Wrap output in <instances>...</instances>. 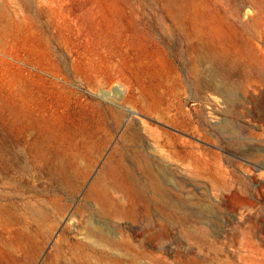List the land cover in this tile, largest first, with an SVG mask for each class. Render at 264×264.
<instances>
[{"label": "rangeland", "instance_id": "obj_1", "mask_svg": "<svg viewBox=\"0 0 264 264\" xmlns=\"http://www.w3.org/2000/svg\"><path fill=\"white\" fill-rule=\"evenodd\" d=\"M0 264H264V0H0Z\"/></svg>", "mask_w": 264, "mask_h": 264}, {"label": "bare ground", "instance_id": "obj_2", "mask_svg": "<svg viewBox=\"0 0 264 264\" xmlns=\"http://www.w3.org/2000/svg\"><path fill=\"white\" fill-rule=\"evenodd\" d=\"M169 8H170V6H169ZM177 8V7H176ZM190 9H191V7H190ZM177 10V9H176ZM192 10V9H191ZM188 11V10H187ZM181 12V11H180ZM195 12V11H194ZM198 13V12H197ZM196 17H197V15H196ZM192 19V18H191ZM197 20V19H196ZM192 21H194V20H192ZM191 24H193V22H191ZM195 24V23H194ZM200 24V23H199ZM196 27H198V26H196ZM194 28V27H193ZM193 30V29H192ZM199 30V29H198ZM194 31V30H193ZM195 31H197V30H195ZM199 32V31H198ZM197 32V33H198ZM196 39V38H195ZM192 72V71H191ZM221 84V83H220ZM217 88V87H216ZM22 129V128H21ZM23 129H25V128H23ZM53 130V129H52ZM46 131V130H45ZM50 152V151H49ZM137 157V156H136ZM139 159V158H138ZM150 160V159H149ZM133 162V161H132ZM136 162V161H135ZM133 164V163H132ZM139 165V164H138ZM149 166V165H148ZM141 167V166H140ZM105 170V169H104ZM114 171V170H113ZM139 171V170H138ZM103 173V172H102ZM107 173V172H106ZM98 175H100V174H98ZM97 175V176H98ZM104 175V174H103ZM99 178H100V176H99ZM109 178V177H108ZM96 179V178H95ZM98 179V178H97ZM102 179H104L103 177H102ZM107 180V179H106ZM109 180H111V179H109ZM102 181V180H101ZM98 182L99 181H97V184H98ZM136 182V181H135ZM102 183V182H101ZM112 183V182H111ZM114 185V184H113ZM116 187V186H115ZM121 187V186H120ZM107 188V187H106ZM101 190H102V188H101ZM100 190V191H101ZM100 191H97V190H95L94 189V187H91L89 190H88V192H87V195L88 196H95V195H98V196H103L104 195V192H100ZM113 191V190H112ZM118 191V190H117ZM106 193V192H105ZM110 193V192H109ZM111 194V193H110ZM103 197H106L105 195L103 196ZM109 203V202H108ZM89 222H91V221H89ZM85 231V230H84ZM83 233V232H82ZM81 233V234H82ZM84 234H85V232H84ZM86 235V234H85ZM84 236V235H83ZM88 237V236H87ZM89 238V237H88ZM91 241V240H90ZM109 250V249H108Z\"/></svg>", "mask_w": 264, "mask_h": 264}]
</instances>
